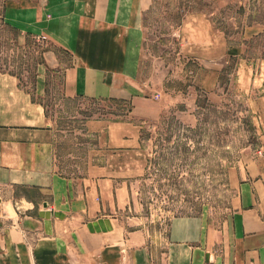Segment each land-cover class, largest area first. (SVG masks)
Listing matches in <instances>:
<instances>
[{"label":"rangeland","instance_id":"1","mask_svg":"<svg viewBox=\"0 0 264 264\" xmlns=\"http://www.w3.org/2000/svg\"><path fill=\"white\" fill-rule=\"evenodd\" d=\"M6 1L0 70L46 106L64 172L75 163L80 174L89 163L111 165L128 186L127 214L138 217L132 227L145 226L157 251L170 219L203 215L218 230L232 213L235 182L264 183V0H141L136 80L165 105L144 121L130 118V100L65 96L69 56L7 25ZM125 120L134 122L133 143L107 147L104 125Z\"/></svg>","mask_w":264,"mask_h":264},{"label":"crops","instance_id":"2","mask_svg":"<svg viewBox=\"0 0 264 264\" xmlns=\"http://www.w3.org/2000/svg\"><path fill=\"white\" fill-rule=\"evenodd\" d=\"M141 12V0H8L2 18L69 56L65 96L130 100V118L144 121L165 105L136 80ZM36 78L42 92L45 67ZM133 123L104 125V144L129 148ZM56 159L46 106L0 70V264H264L260 179L235 182L226 226L212 228L203 215L172 218L157 251L145 226L132 227L128 186L111 165L89 163L80 174L77 163L64 172Z\"/></svg>","mask_w":264,"mask_h":264},{"label":"built area","instance_id":"3","mask_svg":"<svg viewBox=\"0 0 264 264\" xmlns=\"http://www.w3.org/2000/svg\"><path fill=\"white\" fill-rule=\"evenodd\" d=\"M39 41V40H38ZM207 264H210L209 262Z\"/></svg>","mask_w":264,"mask_h":264},{"label":"trees","instance_id":"4","mask_svg":"<svg viewBox=\"0 0 264 264\" xmlns=\"http://www.w3.org/2000/svg\"><path fill=\"white\" fill-rule=\"evenodd\" d=\"M130 110V109H129Z\"/></svg>","mask_w":264,"mask_h":264}]
</instances>
